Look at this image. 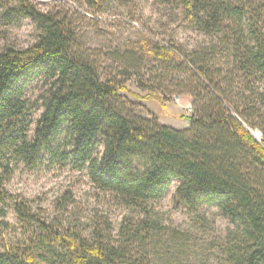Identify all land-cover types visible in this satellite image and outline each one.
<instances>
[{
	"label": "trees",
	"instance_id": "1",
	"mask_svg": "<svg viewBox=\"0 0 264 264\" xmlns=\"http://www.w3.org/2000/svg\"><path fill=\"white\" fill-rule=\"evenodd\" d=\"M11 1L0 0L3 19H30L40 34L25 49L0 52V238L9 228L8 207L26 236L0 247V264H187L186 235L162 226L147 210L173 182L177 208L195 214L213 207L229 220L225 237L213 243L217 264H264V0H164L209 39L190 57L148 36L132 43L140 63L186 77L180 93L191 97L194 111L178 116L190 124L183 131L129 113L120 94L130 93V75L103 77L78 52L77 36L62 17L38 11L29 0L13 7ZM88 3L100 10L107 0ZM38 80L45 85L42 113L30 136L25 90ZM155 84L141 81L139 89L163 107ZM45 164L86 168L98 189L144 217L127 218L118 240L109 227L86 239L47 222L5 189L18 166ZM69 200L59 203V211Z\"/></svg>",
	"mask_w": 264,
	"mask_h": 264
},
{
	"label": "rangeland",
	"instance_id": "2",
	"mask_svg": "<svg viewBox=\"0 0 264 264\" xmlns=\"http://www.w3.org/2000/svg\"><path fill=\"white\" fill-rule=\"evenodd\" d=\"M2 1L5 3L6 0ZM29 1L38 11L57 14L71 25L77 36L78 52L89 59L103 77L122 80L125 74L130 75L127 81L130 93L120 94L129 113L146 120L157 117L160 125L176 131L189 128V122L178 117L191 115L194 111L191 97L180 93L179 83L186 81V77L171 69L165 70L159 64L140 63L138 55L130 50L132 43L144 36L162 45H172L188 57L208 46L209 39L183 23L179 13L172 11L164 0H127L124 3L107 0L100 10L92 7L88 0ZM15 5L16 0L8 4L10 7ZM3 12L0 8V52L9 47L25 49L38 40L40 31L30 19L9 24L2 17ZM141 81L157 83L154 89L165 101L163 107L154 99L144 98L149 93L139 89ZM44 91L43 80L25 90L31 109L30 136L42 113L40 97ZM252 134L255 139L259 138L258 141L261 139L259 130ZM177 184L173 182L163 199L148 203L147 210L162 226L186 235L190 251L187 264H217L213 243L225 237L231 224L213 207H205L195 214H186L177 208L174 203ZM5 189L13 199L27 203L47 222H60L64 228H72L86 239H91L97 228L109 227L112 238L118 240L127 218L136 221L144 217L111 193L98 189L86 168L77 171L69 166L45 164L36 170H26L18 166L5 183ZM66 197L70 200L65 210L59 211V203ZM4 220L9 228L0 238V247L6 242L25 240L26 236L9 207Z\"/></svg>",
	"mask_w": 264,
	"mask_h": 264
},
{
	"label": "water",
	"instance_id": "3",
	"mask_svg": "<svg viewBox=\"0 0 264 264\" xmlns=\"http://www.w3.org/2000/svg\"><path fill=\"white\" fill-rule=\"evenodd\" d=\"M253 135V134H252ZM261 135L259 134V137H260ZM253 137H255L254 135H253ZM257 138V137H256ZM257 139H259V138H257Z\"/></svg>",
	"mask_w": 264,
	"mask_h": 264
}]
</instances>
